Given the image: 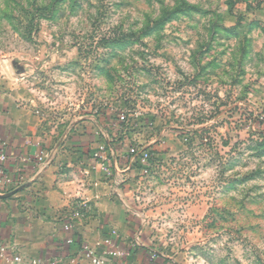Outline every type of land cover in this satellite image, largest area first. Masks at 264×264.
<instances>
[{"label":"rangeland","instance_id":"obj_1","mask_svg":"<svg viewBox=\"0 0 264 264\" xmlns=\"http://www.w3.org/2000/svg\"><path fill=\"white\" fill-rule=\"evenodd\" d=\"M111 31L137 40L99 47ZM0 87L49 146L83 151L67 140L93 131L92 159L97 124L117 140L121 193L160 256L264 264V0H0Z\"/></svg>","mask_w":264,"mask_h":264},{"label":"crops","instance_id":"obj_2","mask_svg":"<svg viewBox=\"0 0 264 264\" xmlns=\"http://www.w3.org/2000/svg\"><path fill=\"white\" fill-rule=\"evenodd\" d=\"M88 131L83 139L67 140L71 146L84 145L83 151L49 146L32 112L0 87V143L12 179L10 186L0 187V264H92L82 255L85 244L105 264H163L144 235L143 219L127 205L116 179H106L93 168L85 149L94 145L88 140L94 134ZM40 152L51 158L38 162ZM75 202L86 203L88 210L66 231L61 217ZM108 237L130 256L105 254L111 248L105 243Z\"/></svg>","mask_w":264,"mask_h":264},{"label":"built area","instance_id":"obj_3","mask_svg":"<svg viewBox=\"0 0 264 264\" xmlns=\"http://www.w3.org/2000/svg\"><path fill=\"white\" fill-rule=\"evenodd\" d=\"M126 115L120 113L117 115L116 123L113 124V128H116L120 131L121 126L126 123ZM117 140H112L109 137H105L103 141L98 143L96 150L92 153V162L93 168L96 169L104 178L113 179L118 185H121L124 178L122 170H120V162L116 153L115 143ZM4 143H0V187L1 186H10L12 184V179L6 168L4 167V162L7 158L4 150ZM131 160H134L138 165L144 166L150 158V153L145 148H140L138 146L130 145L128 148ZM51 158V155H47L43 152H40L36 155V160L38 162H45L46 158ZM88 210V206L84 202H75L70 206V209L67 213L62 215L61 220L63 228L66 231H71L76 225V221L84 217L85 213ZM113 233V232H112ZM105 243L110 245V249L105 251V254L126 258L130 256V252L127 250H121L113 246L112 240L108 237L105 239ZM3 250V249H2ZM82 255L88 259L92 264H105V260L97 253V251L88 246H82ZM15 261H20L19 257H14ZM33 264H37V261H32ZM123 264H139L134 263L129 260H124Z\"/></svg>","mask_w":264,"mask_h":264},{"label":"trees","instance_id":"obj_4","mask_svg":"<svg viewBox=\"0 0 264 264\" xmlns=\"http://www.w3.org/2000/svg\"><path fill=\"white\" fill-rule=\"evenodd\" d=\"M183 5L181 7H190V5L186 4V2H182ZM36 10L39 12L40 15L42 16H46L48 14H50L51 12V8L49 6H39L36 8ZM178 10V7L174 8V9H171V10H164L163 13L153 21V25L152 26H149L147 25V27L144 29L147 30L148 32L151 31L152 27L155 26V25H163V23H165L166 21L168 20H171V18L173 16H175L176 12ZM239 19V17H238ZM26 28L28 29L29 33L31 32L32 30V27L31 26V21H28L27 22V25H25ZM151 33H147V35H149ZM135 33H130V34H126V33H123L121 31H111L108 35H103L102 37H100L97 41V44L98 46L100 47H113V46H119V47H123L125 45H128L130 42V40H132L131 43H135L137 40V37L135 38ZM117 119V116L114 117L113 119L111 117H108L105 118V120L109 121V124H111L112 120H116ZM260 136H263V132L260 133ZM259 145L260 147H264V137L263 139L259 142ZM159 256V259L160 261L163 263V264H173L170 259H167L163 256Z\"/></svg>","mask_w":264,"mask_h":264}]
</instances>
